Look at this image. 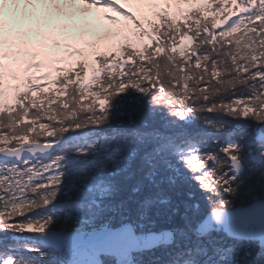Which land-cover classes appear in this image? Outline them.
I'll return each instance as SVG.
<instances>
[{
  "label": "snow or ice",
  "instance_id": "snow-or-ice-1",
  "mask_svg": "<svg viewBox=\"0 0 264 264\" xmlns=\"http://www.w3.org/2000/svg\"><path fill=\"white\" fill-rule=\"evenodd\" d=\"M246 176L264 0H0V264H264Z\"/></svg>",
  "mask_w": 264,
  "mask_h": 264
},
{
  "label": "trees",
  "instance_id": "trees-1",
  "mask_svg": "<svg viewBox=\"0 0 264 264\" xmlns=\"http://www.w3.org/2000/svg\"><path fill=\"white\" fill-rule=\"evenodd\" d=\"M147 57L145 56V60ZM159 59V57H158ZM55 75V74H54ZM56 94L45 92H32L30 96H33L37 100L38 106H43L44 108H55L56 105L59 103L61 99H65L66 97L63 96H55ZM49 96H51L53 103L49 104ZM88 102L84 103L87 104ZM39 131V128H37ZM43 138V137H42ZM174 200H178V196L176 193H171ZM250 197H264V182H262L258 176H246L245 182L240 188V199L246 200ZM161 226L166 227L168 226L167 221H161Z\"/></svg>",
  "mask_w": 264,
  "mask_h": 264
},
{
  "label": "rangeland",
  "instance_id": "rangeland-1",
  "mask_svg": "<svg viewBox=\"0 0 264 264\" xmlns=\"http://www.w3.org/2000/svg\"><path fill=\"white\" fill-rule=\"evenodd\" d=\"M117 3H119V0H117ZM120 6L121 7H124V8H126V9H128L129 11H132L133 10V7L132 6H130V5H128V4H120ZM95 11V10H94ZM109 14L110 15H114L115 17H116V20H117V22L119 23V24H124V25H129V26H131V27H134V26H132L131 25V22H129V21H126L125 19H124V17H122L118 12H109ZM206 15H208L209 17L211 16V13H206ZM218 23H219V20L217 21ZM103 23L104 24H108V25H110L111 24V22H109V21H103ZM145 24H147V22H145ZM83 47V46H82ZM192 47H194V45H192ZM87 50V49H86ZM191 50V47L188 49V51H190ZM89 51H91V49L89 50ZM43 69H31L30 70V73L31 72H38L39 73V75H41V74H43ZM42 82V85L41 86H43V90H44V92L46 93V94H48V93H53V94H56L55 96H63V97H65V94L64 93H62V92H60L59 90H58V88L55 86V84H50V83H48L47 81H43V80H41ZM14 82V81H13ZM40 83V84H41ZM51 90H53V91H51ZM99 100V97H93V95H92V93H87L86 94V96H85V98H84V103H86V102H89V101H92V100Z\"/></svg>",
  "mask_w": 264,
  "mask_h": 264
}]
</instances>
